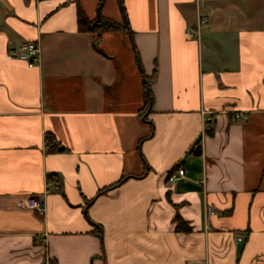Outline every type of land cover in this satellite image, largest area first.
<instances>
[{
	"label": "crops",
	"instance_id": "obj_1",
	"mask_svg": "<svg viewBox=\"0 0 264 264\" xmlns=\"http://www.w3.org/2000/svg\"><path fill=\"white\" fill-rule=\"evenodd\" d=\"M122 4L0 0V264H264V0Z\"/></svg>",
	"mask_w": 264,
	"mask_h": 264
},
{
	"label": "trees",
	"instance_id": "obj_2",
	"mask_svg": "<svg viewBox=\"0 0 264 264\" xmlns=\"http://www.w3.org/2000/svg\"><path fill=\"white\" fill-rule=\"evenodd\" d=\"M120 8L122 10L124 8L123 4H122V0H120ZM77 15H78V19H77L78 29H80L82 31H92V32L96 31L97 32V38L103 32L110 30V29H117L119 27L117 22H115L111 19H108V18L106 19L101 14H99L93 20H89L80 7H78ZM94 46L96 47V43L94 44ZM144 84H145V100H146L145 104L149 105L152 101L151 94H150V85L146 81H144ZM205 132L208 135H210L212 133V126L208 125L205 129ZM48 137L49 136L47 135V139H48ZM50 148L52 150H54V148H56L58 151H61L63 149L57 143H54L53 148L52 147H50ZM191 152L194 155L199 154L200 153V146L198 145L194 150L192 149ZM104 190H106V189H102L101 191H104ZM174 221H175V225H176L175 228L178 231H184L185 232V231H189L191 229V227L189 226L187 221L186 220L184 221L183 219H181V217L178 214L175 215Z\"/></svg>",
	"mask_w": 264,
	"mask_h": 264
},
{
	"label": "built area",
	"instance_id": "obj_3",
	"mask_svg": "<svg viewBox=\"0 0 264 264\" xmlns=\"http://www.w3.org/2000/svg\"><path fill=\"white\" fill-rule=\"evenodd\" d=\"M206 21L207 18L203 17L199 20L198 25L205 24ZM199 28L200 27H198V31ZM38 51H39V45L35 41H26V42H22V44H20L18 48H10L8 50L7 56L15 57L22 60L25 59L31 63H36L38 60L37 59ZM183 174H184V169L179 168L176 173L169 175L168 181L176 180L179 177H182ZM18 205L26 209L34 210L40 215H42V213H44L45 210L44 202L40 197L36 195H28L22 201H19ZM240 239L241 238H238V240ZM195 264H202V263L200 262Z\"/></svg>",
	"mask_w": 264,
	"mask_h": 264
},
{
	"label": "rangeland",
	"instance_id": "obj_4",
	"mask_svg": "<svg viewBox=\"0 0 264 264\" xmlns=\"http://www.w3.org/2000/svg\"><path fill=\"white\" fill-rule=\"evenodd\" d=\"M132 44V43H131ZM133 45V44H132Z\"/></svg>",
	"mask_w": 264,
	"mask_h": 264
}]
</instances>
